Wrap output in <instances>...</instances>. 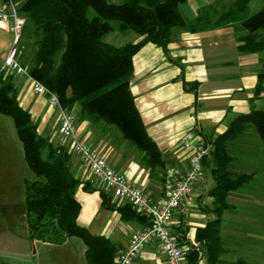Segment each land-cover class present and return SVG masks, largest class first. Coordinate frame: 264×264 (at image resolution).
Returning a JSON list of instances; mask_svg holds the SVG:
<instances>
[{
  "label": "crops",
  "instance_id": "crops-1",
  "mask_svg": "<svg viewBox=\"0 0 264 264\" xmlns=\"http://www.w3.org/2000/svg\"><path fill=\"white\" fill-rule=\"evenodd\" d=\"M107 1L120 4L123 0ZM19 2L15 0L13 4L16 6ZM235 2L186 0L179 11L184 20L191 22L201 12L210 10L212 15L229 11ZM262 8L264 0H250L247 4V9L255 13ZM235 26L199 33L174 29L166 53L153 44H146L133 56L130 92L146 133L160 153L163 167L149 168L143 153L123 139L115 127L81 119L79 107L75 106L72 113L80 139L96 148L128 183L149 196H162L166 169L176 167L185 171L188 168L189 153L182 146L185 136L190 135L193 144H204L211 151L212 142L226 131L234 115L264 109V83L256 90L258 74L264 68V50L240 52L237 37L245 32ZM120 33L114 30L105 41L122 46L141 40L132 32H125V36ZM12 41L8 24L0 22V69ZM10 76L18 103L30 113L38 133L68 151L71 174L79 181L74 192L80 205L77 224L91 235L109 240L116 250L115 261L130 237L146 227L145 222L130 215L123 218L117 209L103 207L102 193L111 205L118 208L130 205L115 200L70 152L68 142L58 134V110L50 107L44 96L32 91L31 82L25 76ZM3 117L8 116L0 114V264H87L85 245L72 242V238L62 244L30 239L24 188L25 181H32L34 175L25 162L14 123L12 130ZM231 155L232 172L253 175L242 190L227 196L230 209L222 215L223 252L219 264H233L240 258L247 264H264V147H237L231 150ZM212 164L209 155L203 163L206 181L194 185L193 201L187 212L175 213L172 220V232L187 251L186 258L194 250L197 264L207 262L201 243L196 241V232L215 218L213 199L209 196L214 181L211 177L209 185L206 179ZM137 264H166L160 244L154 240L146 245Z\"/></svg>",
  "mask_w": 264,
  "mask_h": 264
},
{
  "label": "trees",
  "instance_id": "trees-1",
  "mask_svg": "<svg viewBox=\"0 0 264 264\" xmlns=\"http://www.w3.org/2000/svg\"><path fill=\"white\" fill-rule=\"evenodd\" d=\"M185 1L123 0L113 4L107 0H20L16 10L25 20L28 39L33 40L29 75L54 93L64 110L72 112L77 106L81 119L115 127L123 139L143 153L149 168H161L160 153L146 133L130 92L133 56L146 44L166 53L174 29L199 33L228 25L246 31L237 37L240 52L264 50V8L245 15L250 0H236L229 11L212 15L210 10L201 12L190 22L179 11ZM114 30L132 32L141 40L111 45L105 38ZM11 79L0 71V114L13 120L25 162L34 175V180L25 181L24 188L30 239L62 244L69 238H79L86 248L87 264H115L116 250L111 242L77 224L80 205L74 192L79 181L71 174L68 151L38 133L30 113L19 105ZM262 83L264 68L258 74L257 92ZM247 129L256 135L254 145L241 139ZM257 146L264 147V109L234 115L226 131L212 142L214 185L209 196L215 218L196 232L207 264H219L223 252L220 228L224 211L230 209L227 196L242 190L253 175L230 170L231 150ZM101 196L104 208L117 209L123 218L130 215L148 226V220L130 206L118 208L109 204L105 194ZM197 260L193 250L186 264H197ZM233 264L247 263L240 258Z\"/></svg>",
  "mask_w": 264,
  "mask_h": 264
},
{
  "label": "built area",
  "instance_id": "built-area-1",
  "mask_svg": "<svg viewBox=\"0 0 264 264\" xmlns=\"http://www.w3.org/2000/svg\"><path fill=\"white\" fill-rule=\"evenodd\" d=\"M0 22L8 24L13 41L9 53L0 69L5 74L25 76L35 94L46 98L50 107L58 110V134L68 142V148L85 165L91 175L112 193L115 200L126 202L139 215L148 220V226L134 233L127 247L119 253L115 264H137L144 247L152 241L160 244L166 264H186L187 251L183 249L172 232L174 214H185L192 204L193 187L205 182L204 160L210 155L209 147L195 145L190 135L182 142L189 153L188 168H167L163 179V195L152 197L128 183L103 158L98 150L80 139L76 117L61 107L58 97L29 75V68L19 62L22 48L19 47L25 20L18 15L13 2L0 4Z\"/></svg>",
  "mask_w": 264,
  "mask_h": 264
},
{
  "label": "rangeland",
  "instance_id": "rangeland-1",
  "mask_svg": "<svg viewBox=\"0 0 264 264\" xmlns=\"http://www.w3.org/2000/svg\"><path fill=\"white\" fill-rule=\"evenodd\" d=\"M18 6L19 5L17 4L15 6V8H17ZM251 13H255V12H252L251 10L247 9L246 12H245V15H247V14L249 15ZM244 32L246 34V31H244ZM120 34H122V36H125L124 35L125 33H120ZM27 35H28V31L23 28L21 41H20V45H19V47L22 48V53H21V56L19 58V62L22 65H26L28 67L30 58L32 57V53H33V40L32 39H28ZM10 75L11 74H6V76H10ZM3 118H5V120H7L9 122V124H8L9 128L11 129V127H12V130H13V121H12V119L9 118V117H3ZM255 136L256 135L254 134L252 129H247V131L243 134V136L241 135V137H242L241 139H245L246 140L245 143H252L254 145ZM31 176H33V175H31ZM211 177H212V175L210 173H207L206 179H207V184H209V185L212 183V178ZM32 178L34 179V177H32ZM33 179H31V180H33ZM71 241L74 242V243L82 244L81 240L78 239V238H72Z\"/></svg>",
  "mask_w": 264,
  "mask_h": 264
}]
</instances>
